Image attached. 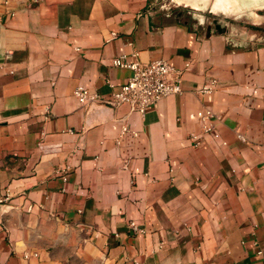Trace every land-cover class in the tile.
<instances>
[{
  "label": "crops",
  "instance_id": "crops-1",
  "mask_svg": "<svg viewBox=\"0 0 264 264\" xmlns=\"http://www.w3.org/2000/svg\"><path fill=\"white\" fill-rule=\"evenodd\" d=\"M155 2L0 0V264H264V32L237 40ZM133 51L181 70V93L144 115L78 102L77 86L118 89L131 71L111 59Z\"/></svg>",
  "mask_w": 264,
  "mask_h": 264
},
{
  "label": "built area",
  "instance_id": "built-area-1",
  "mask_svg": "<svg viewBox=\"0 0 264 264\" xmlns=\"http://www.w3.org/2000/svg\"><path fill=\"white\" fill-rule=\"evenodd\" d=\"M114 67L125 68L131 71L126 81L119 86L118 89L112 90L107 95H102L96 91H92L83 86H77L73 95L78 102L86 107L92 106H127L130 111L144 115L151 107H153L160 99L171 94H180V82L182 71L174 68L167 60L157 59L148 62L139 60V52L133 51L129 54H122L111 59ZM110 88L113 84L107 82ZM216 86V80L212 79L205 83L198 93L209 94ZM44 118H49L48 108H45ZM201 132L190 133L189 138L194 146H199L202 142V135L210 132L213 128V120L215 114L209 108L200 109L197 112ZM128 131V126L123 124L121 134L115 140L118 144L122 134ZM136 135V133H134ZM240 138H242L239 135ZM68 167L62 169L66 172ZM65 179V177H64ZM10 197L7 192L0 194V205L9 201ZM130 227L135 232H143V229L134 222L130 223ZM37 253H33L36 256ZM28 257L29 254H25Z\"/></svg>",
  "mask_w": 264,
  "mask_h": 264
},
{
  "label": "rangeland",
  "instance_id": "rangeland-1",
  "mask_svg": "<svg viewBox=\"0 0 264 264\" xmlns=\"http://www.w3.org/2000/svg\"><path fill=\"white\" fill-rule=\"evenodd\" d=\"M256 2V1H255ZM155 6L162 16L168 20H181L209 27L215 30L214 20L226 29L227 34L235 39H256L258 34L264 32V3H246L240 7L236 3L225 1L217 8H206L199 4H183L177 0H156Z\"/></svg>",
  "mask_w": 264,
  "mask_h": 264
},
{
  "label": "water",
  "instance_id": "water-1",
  "mask_svg": "<svg viewBox=\"0 0 264 264\" xmlns=\"http://www.w3.org/2000/svg\"><path fill=\"white\" fill-rule=\"evenodd\" d=\"M215 24V30L218 32V33H223V32H226V29L223 28L219 22L217 20H214L213 22Z\"/></svg>",
  "mask_w": 264,
  "mask_h": 264
},
{
  "label": "bare ground",
  "instance_id": "bare-ground-1",
  "mask_svg": "<svg viewBox=\"0 0 264 264\" xmlns=\"http://www.w3.org/2000/svg\"><path fill=\"white\" fill-rule=\"evenodd\" d=\"M217 3H219V4H222L223 3V5H224L225 1L223 0V2H222V0H220V1H217Z\"/></svg>",
  "mask_w": 264,
  "mask_h": 264
}]
</instances>
